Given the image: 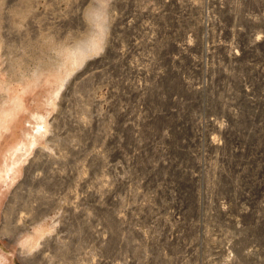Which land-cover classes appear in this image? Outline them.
Here are the masks:
<instances>
[{
  "label": "rangeland",
  "instance_id": "obj_1",
  "mask_svg": "<svg viewBox=\"0 0 264 264\" xmlns=\"http://www.w3.org/2000/svg\"><path fill=\"white\" fill-rule=\"evenodd\" d=\"M254 2L0 0V264L240 254L238 227L264 224V18L242 20L243 42L230 29L246 17L226 21L224 6L256 12ZM218 22L225 47L232 38L243 54L254 42L260 56L245 66L246 103L228 136L222 85L193 93L189 55L176 49L191 37L210 51Z\"/></svg>",
  "mask_w": 264,
  "mask_h": 264
},
{
  "label": "built area",
  "instance_id": "obj_2",
  "mask_svg": "<svg viewBox=\"0 0 264 264\" xmlns=\"http://www.w3.org/2000/svg\"><path fill=\"white\" fill-rule=\"evenodd\" d=\"M262 1L263 0H255L254 3L257 7L256 12H240V9L237 6L232 7V9H230L229 5L224 6L225 12L229 13V18H225L226 21L230 20L232 22H236L238 17H246L238 20L237 25L239 26L230 29L235 30L237 37L241 38L243 42H245L246 31L242 26V20L247 26H250V24H259L258 20H262V18H264V12L261 11ZM218 25L221 31H218L216 34V44L213 45L210 51L208 50V46L202 41L194 45L193 38L191 37L190 41L183 40L180 41L179 44H176V49L179 52L177 56L179 59H181L184 54L188 53L189 55L193 75L191 80H186L185 82L193 86V93H198L199 86L203 84H212L214 80L217 84L220 83L222 85L223 93H225V107H229L218 119L220 125L224 129V135L228 136V134L234 132L232 131V124H239L238 122L243 114L244 105L246 103L245 95L248 90V84L245 79V66L252 60H254V64L257 66V62L260 61V56L258 50L254 47V42L253 45H250L249 50L243 54H240L236 47L230 45L231 42H234L232 38L229 39L228 47H225V45L221 42V33H227V28L220 22H218ZM260 37V34H256L254 36V40L258 41ZM185 42H189V44L185 45ZM235 44L236 41L234 42V45ZM186 49L190 50V52H187ZM191 50L193 52H191ZM204 51L209 52L210 62L207 66L208 71L206 74L204 76H199L198 70ZM255 80L257 81V79H254V81ZM178 100L180 101V99ZM207 100L208 102L213 101L210 97H207ZM230 103L232 106H230ZM189 117L191 120L194 119V114L190 111ZM210 121L211 123H215L217 120L210 118ZM241 229H243V231L240 233L237 232L238 234L236 239L240 236L246 235L251 239V243L250 241L245 240L240 244V254L237 255L240 264H264V224H252L245 226V228L241 226ZM252 252L253 254L250 255ZM223 258L226 259L223 263L227 262V264H237V260L233 254L231 256H224ZM123 260V263L126 262V264L131 262L129 259Z\"/></svg>",
  "mask_w": 264,
  "mask_h": 264
},
{
  "label": "bare ground",
  "instance_id": "obj_3",
  "mask_svg": "<svg viewBox=\"0 0 264 264\" xmlns=\"http://www.w3.org/2000/svg\"><path fill=\"white\" fill-rule=\"evenodd\" d=\"M189 44V43H188ZM38 126V125H37ZM42 126V125H41ZM40 126V127H41ZM39 126H38V129L40 128ZM37 129V130H38ZM36 130V131H37ZM32 136V135H31ZM25 147H26V144H25V142H23V143H21V144H18L17 146H15V147H13L12 148V150H11V152L10 153H15V155L16 154H18L20 151H22V150H24L25 149ZM16 162V161H15ZM3 170V169H2ZM3 171H6L5 169L3 170ZM0 175H1V171H0ZM40 207V206H39ZM31 221V220H30ZM243 226V225H242ZM241 226L240 227H238V233H240L241 231H243V229H241ZM44 230H45V228L43 229V232H44ZM42 232V229L39 231V233H41ZM27 244L28 245H30V246H32V241H33V237H32V234L31 233H28V237H27ZM237 240H238V244H239V248H240V244L243 242V241H245V240H248V241H250V243H251V239L250 238H248L246 235H244V236H240V237H238L237 238ZM53 241V240H52ZM55 242H56V240H55ZM59 243H63V241L62 240H60V242ZM58 243V244H59ZM26 245V244H25ZM232 245V241L227 237L226 238V240H225V242H224V249H223V251H224V253H225V248H226V250H228V248H229V251H230V246ZM232 247H233V245H232ZM43 251V250H42ZM46 251V250H45ZM235 254V253H234ZM61 256V255H60ZM66 256V255H65ZM108 256V255H107ZM107 256H102V262H103V264H118V260H116V259H114V258H107ZM40 257V256H39ZM234 257H235V259L237 260V264H240V262H239V260H238V257H237V255H234ZM215 259V258H214ZM221 260L222 261H225L226 259L225 258H221ZM33 262V261H32ZM125 264H126V262H124ZM222 264H227V262L225 263H222Z\"/></svg>",
  "mask_w": 264,
  "mask_h": 264
}]
</instances>
